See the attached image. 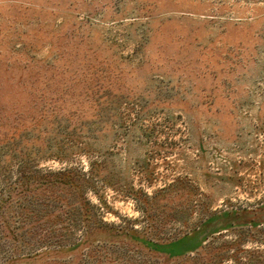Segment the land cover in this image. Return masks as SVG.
Listing matches in <instances>:
<instances>
[{
  "label": "rangeland",
  "instance_id": "rangeland-1",
  "mask_svg": "<svg viewBox=\"0 0 264 264\" xmlns=\"http://www.w3.org/2000/svg\"><path fill=\"white\" fill-rule=\"evenodd\" d=\"M0 264H264V0H0Z\"/></svg>",
  "mask_w": 264,
  "mask_h": 264
}]
</instances>
